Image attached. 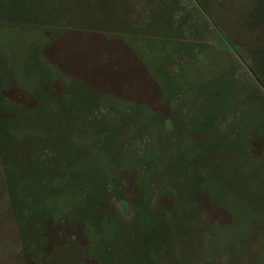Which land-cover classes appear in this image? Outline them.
Segmentation results:
<instances>
[{
  "label": "rangeland",
  "instance_id": "obj_1",
  "mask_svg": "<svg viewBox=\"0 0 264 264\" xmlns=\"http://www.w3.org/2000/svg\"><path fill=\"white\" fill-rule=\"evenodd\" d=\"M0 264H264V0H0Z\"/></svg>",
  "mask_w": 264,
  "mask_h": 264
}]
</instances>
